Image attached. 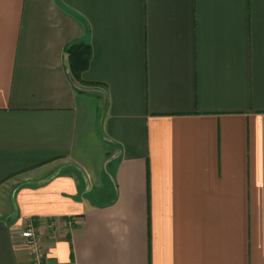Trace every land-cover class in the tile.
<instances>
[{"label": "crops", "instance_id": "crops-1", "mask_svg": "<svg viewBox=\"0 0 264 264\" xmlns=\"http://www.w3.org/2000/svg\"><path fill=\"white\" fill-rule=\"evenodd\" d=\"M10 179L0 264H264V0H0Z\"/></svg>", "mask_w": 264, "mask_h": 264}, {"label": "built area", "instance_id": "built-area-1", "mask_svg": "<svg viewBox=\"0 0 264 264\" xmlns=\"http://www.w3.org/2000/svg\"><path fill=\"white\" fill-rule=\"evenodd\" d=\"M20 235L29 249L31 264H48L42 238L31 219L25 220Z\"/></svg>", "mask_w": 264, "mask_h": 264}, {"label": "trees", "instance_id": "trees-1", "mask_svg": "<svg viewBox=\"0 0 264 264\" xmlns=\"http://www.w3.org/2000/svg\"><path fill=\"white\" fill-rule=\"evenodd\" d=\"M65 52L72 78L82 84L80 74L88 67L91 54L90 46L87 43H71L66 46Z\"/></svg>", "mask_w": 264, "mask_h": 264}, {"label": "rangeland", "instance_id": "rangeland-1", "mask_svg": "<svg viewBox=\"0 0 264 264\" xmlns=\"http://www.w3.org/2000/svg\"><path fill=\"white\" fill-rule=\"evenodd\" d=\"M73 79V78H72ZM73 81H74V83H76V84H79L77 81H75L74 79H73ZM105 174V173H104ZM12 184V179H10V181H4L3 183H2V185L0 186V196H2V194L3 195H5L8 191H9V189H10V187L8 186V184ZM89 184L90 185H92L91 187H92V196L95 198V199H97V201H100V199H102V197L98 194V193H100V192H103V193H105V198H107V192L108 193H110L109 191H108V189H107V184L106 185H102V186H99V185H97V183L96 182H94V181H89ZM104 196H103V198H104ZM26 219H31L32 220V222H34L35 223V225H36V227H37V232L40 234V231H39V228H38V226H37V223H36V220H35V218H31V217H28V218H26ZM25 219V220H26ZM25 220H24V223H25ZM24 223H23V225H24ZM23 225H22V227H23ZM51 227L54 225L53 224V222H50V224H49ZM22 227H21V229H22ZM21 229H20V232H21ZM21 236V235H20ZM40 236H41V234H40ZM22 238V237H21ZM41 238H42V236H41ZM42 242H43V240H42ZM44 244V243H43ZM29 250V249H28ZM46 253V252H45ZM29 254H30V252H29ZM31 262V261H30Z\"/></svg>", "mask_w": 264, "mask_h": 264}]
</instances>
